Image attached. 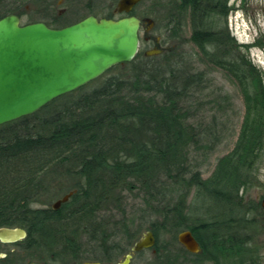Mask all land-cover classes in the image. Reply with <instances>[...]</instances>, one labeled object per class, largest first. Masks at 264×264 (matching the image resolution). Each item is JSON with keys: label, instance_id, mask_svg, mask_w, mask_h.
<instances>
[{"label": "trees", "instance_id": "1", "mask_svg": "<svg viewBox=\"0 0 264 264\" xmlns=\"http://www.w3.org/2000/svg\"><path fill=\"white\" fill-rule=\"evenodd\" d=\"M25 1L0 0V19L23 17L17 11ZM230 3L157 1L150 19L161 55L139 54L118 65L124 68L119 73L110 71L0 126V229L28 232L19 252L0 264L56 259L62 245H78L83 237L102 247L108 243L103 227L114 211L126 214L117 235L127 247L154 232L157 264H264L256 216L262 204L247 201L264 152V73L252 62L250 46L229 30ZM132 14L142 18L136 9ZM79 16L73 20L89 15ZM56 20L48 24L64 22ZM217 68L237 80L246 112L235 147L205 178L202 168L224 141L231 104L216 85ZM72 191L64 211L79 225L68 233L56 224L59 211L41 201ZM186 230L201 253L182 245L179 252L170 249ZM165 235L172 236L169 246L161 242Z\"/></svg>", "mask_w": 264, "mask_h": 264}, {"label": "water", "instance_id": "2", "mask_svg": "<svg viewBox=\"0 0 264 264\" xmlns=\"http://www.w3.org/2000/svg\"><path fill=\"white\" fill-rule=\"evenodd\" d=\"M141 2L120 0L114 12L127 16L114 19L90 15L62 29L50 28L44 22L23 24L17 14L0 19V126L33 115L112 68L133 62L140 49L142 21L130 14ZM148 22V29L154 28L155 23L151 19ZM162 53L161 48H155L147 56ZM75 192L57 201L53 209ZM26 237L23 229H0L3 243H17ZM178 240L190 253H201V245L191 230L181 232ZM156 243L154 232L147 231L133 252L152 249ZM131 260L132 254H128L119 264H130Z\"/></svg>", "mask_w": 264, "mask_h": 264}, {"label": "rangeland", "instance_id": "3", "mask_svg": "<svg viewBox=\"0 0 264 264\" xmlns=\"http://www.w3.org/2000/svg\"><path fill=\"white\" fill-rule=\"evenodd\" d=\"M157 1L160 0H144L143 3L136 8L137 12L141 14V17L146 22L145 28L142 29L140 33L144 47L147 45L146 37H151L154 39L157 37L160 38L159 32L155 31L154 28L150 30L148 29L150 25L148 20H150V18L154 19V15L151 13L154 4ZM118 2L119 0H26L23 6L19 8L17 12L24 14L23 17H21L23 24H26L29 20L44 22L47 21L46 23L52 24L54 21H57V18L63 15H66V19H73L77 13H80L81 16L98 14L105 16L110 15L111 13L115 14L114 11ZM230 4L233 7L239 6L241 10V14L237 15L236 11H232L229 16V30L231 31V34L232 30L235 31L236 28L240 27L241 29L237 30L240 33L241 39L243 41L248 40L253 42L256 40V42H258L261 47H264V35L260 33V30H258L257 27V25H260L262 28H264V0H231ZM117 18H119V16ZM190 36L191 29L188 27V37ZM252 55L258 56V59L264 61V51H262L260 48L253 49ZM123 69L124 68L122 67L120 69L119 66H116L94 82L102 80V78L107 76L110 71L112 73H119ZM213 76L215 77L216 85L223 87L225 92L229 94L231 98V104L228 108V113L226 116L227 129L225 132L224 141L219 146L217 151L212 155L208 163H206V165H204L202 168V173L205 178L210 177L214 172L218 158L228 154L235 147L241 132L246 112L245 101L237 80H235L227 71L223 70L222 68H217L214 71ZM51 193H53V191ZM58 200H53L52 196L49 195L45 196L41 203H46V205L52 206ZM247 201H256L258 204H262L261 209H259L256 215L259 221V236L257 240L259 244L264 245V152L260 160L259 169L256 174V180L253 186L250 188ZM129 215L134 217L133 213H129ZM78 241H80V244H89L88 237H83ZM23 242L24 241L21 243ZM161 242L165 243V245H167L169 242L171 243L172 236L165 235L161 238ZM92 243L96 245V240ZM169 247L173 253H175L177 251L179 252L178 249L181 247V244L177 242L176 246H172L171 243V246ZM155 255L156 253L153 251V249L144 250L138 253V258L133 264H157ZM6 260L10 261L9 258H6Z\"/></svg>", "mask_w": 264, "mask_h": 264}, {"label": "flooded vegetation", "instance_id": "4", "mask_svg": "<svg viewBox=\"0 0 264 264\" xmlns=\"http://www.w3.org/2000/svg\"><path fill=\"white\" fill-rule=\"evenodd\" d=\"M138 5L135 7V9L138 7ZM59 18L62 19L64 22L60 24L58 23L59 24L58 27H52L51 25H49L44 21H39V22H44L50 28L62 29L80 21L79 19H78L79 21L73 20L74 18L70 20L66 19V15H63ZM140 19L142 20V27H141L142 30L145 28L146 22L144 21L143 18ZM65 20H69L68 24ZM158 38L159 37L155 39L151 37H146L147 45H145V47L143 46L142 38H141L139 54L144 55L146 57H150L147 56V52L149 50L159 48L161 41H158ZM71 199L72 198H70V200ZM69 201L62 203L59 206V208L56 209V211H59L56 224L58 225V228L61 231L73 233L75 231L76 232L78 231L77 226L79 224L75 220V218L72 215H70L71 213L67 214V212L64 211ZM125 215L126 214L124 212L114 211L105 221L103 230L108 240V243L106 245L100 247V245L93 244L92 241H88L89 244L62 245L61 246L62 252L58 255L56 259L44 258L39 263L28 262V264H83L87 262L100 263V264H119L120 262L125 260L128 254H132V260L130 264H133L135 260L138 258V252H133L134 245L136 244L138 239L130 247H127L125 245V242H123V238L117 235V233H119L120 231L121 228L120 226L123 225V220L125 219L124 218ZM80 223L84 224V222H80ZM87 232L88 229L81 230L82 234H87ZM27 238H28V232H27V237L17 243L8 244V243L0 242V260L5 262H10L7 261L6 258H10L14 253L19 252L20 247L24 246L22 245L21 242L25 241Z\"/></svg>", "mask_w": 264, "mask_h": 264}, {"label": "bare ground", "instance_id": "5", "mask_svg": "<svg viewBox=\"0 0 264 264\" xmlns=\"http://www.w3.org/2000/svg\"><path fill=\"white\" fill-rule=\"evenodd\" d=\"M65 196H66V195H65ZM65 196H64V197H65ZM64 197H63V198H64ZM63 198H61V199H63ZM70 198H71V197H70ZM61 199H59V200H61ZM59 200H58V201H59ZM68 201H69V200H68ZM68 201H67V202H68ZM54 204H55V203H54ZM54 204H53V205H54ZM53 205H52V207H53ZM19 229H22V228H19ZM23 230H24V229H23ZM25 231H26V230H25Z\"/></svg>", "mask_w": 264, "mask_h": 264}]
</instances>
